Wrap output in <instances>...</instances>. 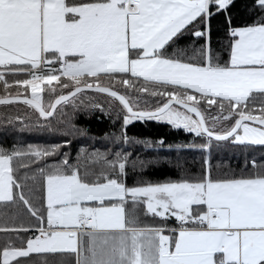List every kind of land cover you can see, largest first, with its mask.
<instances>
[{
	"label": "snow or ice",
	"instance_id": "snow-or-ice-1",
	"mask_svg": "<svg viewBox=\"0 0 264 264\" xmlns=\"http://www.w3.org/2000/svg\"><path fill=\"white\" fill-rule=\"evenodd\" d=\"M233 3L0 0V105L23 103L47 127L58 107H75L90 90L122 106L125 142L133 121H157L202 138L204 151L225 143L264 147V18L243 27L229 18L224 64L211 44L212 18ZM255 5L264 12V0ZM189 33L204 41L191 56L178 48ZM116 84L159 98L157 106L141 109L142 97ZM63 146L0 145V215L22 205L36 222L0 223V234L20 241L0 246V264H32L40 256L71 257L65 264H264V157L247 161L250 171L238 177L214 178L206 160L199 180L129 187L128 154L82 149L72 163ZM33 166L39 176L21 179L18 170ZM37 179L39 205L29 184ZM139 205L161 223L141 225Z\"/></svg>",
	"mask_w": 264,
	"mask_h": 264
},
{
	"label": "trees",
	"instance_id": "trees-1",
	"mask_svg": "<svg viewBox=\"0 0 264 264\" xmlns=\"http://www.w3.org/2000/svg\"><path fill=\"white\" fill-rule=\"evenodd\" d=\"M229 18L232 27H243L251 25L255 20L264 18V12L255 5V0H234L227 13H220L212 18L211 44L221 64L228 60L229 55L228 49L231 40L228 35ZM197 27L203 30L202 25H197ZM203 42L202 38H196L189 33L180 39L178 48L183 49L187 56H191L193 51L199 49ZM173 51L174 49H169V54ZM104 82L105 84L111 83L109 80ZM115 87L122 93L129 94L133 99L140 95L142 97L141 109H152L157 106L155 101L159 98L129 92L119 84H116ZM10 91H15V89ZM64 91L66 93L68 90L65 89ZM3 94L0 90V95ZM44 96L46 101L53 99L48 93H44ZM144 99L148 101L146 104L143 102ZM96 104L101 105L105 110L102 111L100 108L93 107ZM124 114V110L118 101H113L105 94L91 92H85L76 99L75 107L72 105L58 107L55 117L52 118L47 127L44 125L48 122L40 118L39 114L27 105H1L0 145L11 150L13 147L26 148L29 145L47 148L60 144L64 145L60 148V153H67L72 163L76 162V157L81 155L82 149L86 150L87 153L98 151L108 153L110 156L119 151L122 155L128 154L129 156L126 177V183L129 187L139 186L146 182L199 180L204 174L206 160H210L212 163L214 178L238 177L250 171L245 166L247 161L252 158L260 160L261 157H264V147L260 146H237L225 143L223 146H215L214 144L211 151H204L201 148L204 143L202 138L157 121H133L126 128L128 139L125 142L123 139L125 129L122 127ZM146 144L151 145V147H146ZM49 159L54 163L60 157ZM141 160L151 161V163L142 168L139 164ZM24 173L39 176L36 166H33L32 169L20 168L18 170L21 179H23L22 174ZM29 184L37 190L31 195L33 196V203L39 205L41 182L37 179L34 184L31 181ZM143 209V205H139L135 209L138 222L141 225L153 226L161 223L158 218L154 219L145 215ZM4 211V209H0V213ZM5 221L9 225L35 226L36 224L28 216L22 205L19 208L14 207L7 210V216L0 215V223ZM167 223L169 227H176L175 221H168ZM31 235L32 233H21L20 238L26 239ZM9 241L17 245L20 242L13 234H0V246ZM70 260L71 257L67 256L55 259L40 256L35 257L32 264H65L66 261Z\"/></svg>",
	"mask_w": 264,
	"mask_h": 264
},
{
	"label": "water",
	"instance_id": "water-1",
	"mask_svg": "<svg viewBox=\"0 0 264 264\" xmlns=\"http://www.w3.org/2000/svg\"><path fill=\"white\" fill-rule=\"evenodd\" d=\"M85 92H91V93H95V92H92V91H90V90H85ZM106 95V94H105ZM14 104H23V103H19V102H17V103H14ZM1 106V105H0Z\"/></svg>",
	"mask_w": 264,
	"mask_h": 264
},
{
	"label": "rangeland",
	"instance_id": "rangeland-1",
	"mask_svg": "<svg viewBox=\"0 0 264 264\" xmlns=\"http://www.w3.org/2000/svg\"><path fill=\"white\" fill-rule=\"evenodd\" d=\"M105 83V82H104ZM149 87H152V86H149ZM177 226V225H176Z\"/></svg>",
	"mask_w": 264,
	"mask_h": 264
}]
</instances>
